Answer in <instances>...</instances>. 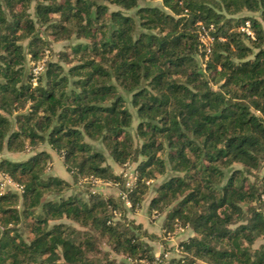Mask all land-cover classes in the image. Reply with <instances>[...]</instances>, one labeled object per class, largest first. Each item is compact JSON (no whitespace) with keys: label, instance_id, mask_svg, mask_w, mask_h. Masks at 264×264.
Returning a JSON list of instances; mask_svg holds the SVG:
<instances>
[{"label":"trees","instance_id":"obj_1","mask_svg":"<svg viewBox=\"0 0 264 264\" xmlns=\"http://www.w3.org/2000/svg\"><path fill=\"white\" fill-rule=\"evenodd\" d=\"M153 1L0 0V174L14 185L0 181V264L158 261L147 235L114 220L119 201L73 189L124 184L105 152L137 162L121 187L131 207L165 176L149 212H166L163 234L191 230L167 264H264V171L259 185L247 177L264 170V0ZM42 27L75 42L66 67L46 58L34 81ZM50 152L72 182L48 173Z\"/></svg>","mask_w":264,"mask_h":264},{"label":"rangeland","instance_id":"obj_2","mask_svg":"<svg viewBox=\"0 0 264 264\" xmlns=\"http://www.w3.org/2000/svg\"><path fill=\"white\" fill-rule=\"evenodd\" d=\"M160 0H156L151 2V4L155 5H160ZM114 6H110V9H114ZM44 27L41 28L40 35L43 40H45L47 46V51L46 55L50 60L52 61H59L61 62L65 67L67 66L66 63H64L62 59V53H65L67 51V45L74 43V40L71 41H66V40H59V41H54L51 36L46 35L42 31ZM66 54V53H65ZM28 67L30 70V67L32 65L31 56L28 55ZM128 107L130 111L133 113L134 116V123H136V116H135V110L134 108L131 107L129 103ZM134 130V128H133ZM137 144V142L135 141ZM95 147H101L98 143L94 144ZM30 153V152H29ZM28 152L25 153H18V154H9L6 153L4 156L11 158V159H24L29 155ZM106 154V163L111 165L113 168L114 173L120 175L122 179H125L124 184L122 186L125 187H132L134 181H135V168L137 165V162H126L122 167L116 165L113 163L111 158ZM53 158L52 161L50 162V166L48 169V173H51L63 180L64 177L68 180L69 182H72V180L66 176L63 168V163L61 162V159H59V155L57 154H52ZM262 171H257V172H252L251 174H247V177L250 181L256 183V184H261V175L263 173ZM172 174V173H171ZM165 176H157V178L152 179L149 181L148 185L152 188L147 192V194L144 196L140 206L138 207H131V204L126 202V199L124 197V194L122 193V186L119 184H114V183H107L100 181L99 183H93L91 185L88 183H83L82 185H75L73 189L77 192H82L84 196L87 193H100L104 197H113L117 201H119V208H117V212L114 214V220L115 221H121L125 223L126 225H129L131 227H136L135 229L139 234L141 233L142 235H147L146 237H142L144 241H146L147 245H149L152 249V252L154 254V257L156 258V262L154 263H148L145 262L144 264H167V259H170L171 257L178 256L179 255V248H178V243L185 239L186 237H189L191 235V230L189 228H186L185 230H180L179 228L172 230L168 234H163L164 230L162 228L163 222H164V216L166 212L162 214H158L153 212H149V203L151 198L154 196L153 189L160 184L164 180ZM0 181L3 183L4 178L0 174ZM5 182V181H4ZM68 182V181H67ZM74 185V184H73ZM10 186V185H6ZM262 190L260 191V193ZM123 194V195H122ZM264 194V192H262ZM261 194V195H262ZM261 197V196H260ZM259 210H261L264 213V201L260 199L259 201ZM77 228H79L77 225H75ZM26 236L30 237V234L27 233L26 231ZM261 244L264 245V238L258 239L254 247H258ZM99 247L102 249V251H109L110 257L117 260L121 261L122 257L120 255H117L113 253V251L109 250V247L107 244L104 242L99 243ZM164 257L165 261L159 262L161 257Z\"/></svg>","mask_w":264,"mask_h":264},{"label":"built area","instance_id":"obj_3","mask_svg":"<svg viewBox=\"0 0 264 264\" xmlns=\"http://www.w3.org/2000/svg\"><path fill=\"white\" fill-rule=\"evenodd\" d=\"M241 30L244 31L247 35H249L250 37L254 36V33L251 29L250 23L249 21H246L245 24L241 27ZM200 40L203 43V45L206 48V51H209V42L211 40V38L209 37L208 34H206V32H202L200 35ZM45 56L44 58H42L41 60L38 61H32V65L30 67V73L33 77V80L35 81L37 76L44 70V66H45V60H46ZM136 178V175H135ZM5 181V182H4ZM4 181L3 183H1V188H5L7 187L6 185H10L12 187H14L13 183L9 180L8 177H4ZM101 180L100 179H96V178H88V179H84L82 180V183H91V185L93 183H99ZM131 188V187H129ZM124 197L127 198L126 194H124ZM260 199H262L264 201V194L261 195ZM126 202L129 203V201L126 199Z\"/></svg>","mask_w":264,"mask_h":264},{"label":"crops","instance_id":"obj_4","mask_svg":"<svg viewBox=\"0 0 264 264\" xmlns=\"http://www.w3.org/2000/svg\"><path fill=\"white\" fill-rule=\"evenodd\" d=\"M50 154L52 156V154H54V152H50ZM52 158H53V156H52ZM59 159H61V157H59ZM61 162H62V159H61ZM63 168H64V166H63ZM64 172H65L66 176H68L70 178V175L65 171V169H64ZM64 179H66V181H68V182L70 181V180L67 179V177L66 178L64 177Z\"/></svg>","mask_w":264,"mask_h":264}]
</instances>
